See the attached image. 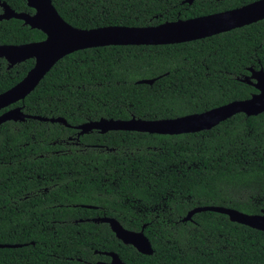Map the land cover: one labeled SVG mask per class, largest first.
I'll return each instance as SVG.
<instances>
[{"label":"trees","instance_id":"1","mask_svg":"<svg viewBox=\"0 0 264 264\" xmlns=\"http://www.w3.org/2000/svg\"><path fill=\"white\" fill-rule=\"evenodd\" d=\"M34 14L26 0H1ZM52 0L71 26L149 27L240 8L258 0ZM2 12L0 8V13ZM45 35L22 21L0 22V45L40 42ZM8 68L0 59V94L34 67ZM264 70V20L203 40L167 46H110L62 59L38 87L12 107L64 118L71 126L27 120L0 125V264H264V232L221 214V206L264 211V113L238 114L210 131L178 136L94 131L73 127L101 119H174L201 114L257 90L239 79ZM158 78V79H157ZM143 79H157L140 85ZM7 110L0 112V115ZM98 206L91 210L81 206ZM116 219L144 233L154 254L119 241Z\"/></svg>","mask_w":264,"mask_h":264},{"label":"water","instance_id":"2","mask_svg":"<svg viewBox=\"0 0 264 264\" xmlns=\"http://www.w3.org/2000/svg\"><path fill=\"white\" fill-rule=\"evenodd\" d=\"M34 14L16 12L7 3L0 0V22L12 19L22 21L25 26L38 30L45 39L24 45H0V59H4L8 68L34 60V67L26 77L10 90L0 94V112L24 100L38 87L47 74L65 57L79 51L110 46H167L183 44L228 33L264 20V0H259L246 6L198 18L167 22L158 26L126 27L107 26L90 30H82L68 24L58 13L52 0H26ZM184 3L192 4L193 0ZM250 76L239 79L242 83L254 87L257 94L250 99L234 101L224 106L201 114H192L174 119L144 120L135 117L130 120L101 119L73 127L78 135H88L97 131L101 135L109 132H135L150 135L178 136L210 131L221 123L245 114L255 117L264 113V70L251 68ZM158 79V78H157ZM157 79H143L140 85H153ZM37 120L45 123L71 126L64 118H45L30 116L24 113L22 107H15L0 115V125L7 122L24 123L27 120ZM92 209L91 206H81ZM213 212L227 216L231 222L241 224L264 232V211L250 215L235 209L221 206H204L191 210L183 222L192 221L196 214ZM89 221V220H87ZM79 223L85 221L79 220ZM95 224H108L116 238L126 246L134 247L140 254L152 256L154 250L143 226L139 232L124 228L113 218H97ZM23 245H1L0 249H17ZM111 258L109 263L125 264L114 252L103 253Z\"/></svg>","mask_w":264,"mask_h":264},{"label":"flooded vegetation","instance_id":"3","mask_svg":"<svg viewBox=\"0 0 264 264\" xmlns=\"http://www.w3.org/2000/svg\"><path fill=\"white\" fill-rule=\"evenodd\" d=\"M194 1V0H193ZM259 1V0H258ZM185 2V0L183 1V3ZM256 2V1H255ZM252 3H254V2H252ZM184 4H188V3H184ZM193 4V3H192ZM192 4H188V5H192ZM251 4V3H250ZM246 6V5H245ZM243 7V6H242ZM235 9H237V8H235ZM232 10H234V9H232ZM228 11H230V10H228ZM224 12H226V11H224ZM222 13V12H221ZM213 15V14H212ZM16 105V104H15ZM14 106V105H13ZM19 107H21V106H19ZM11 108H15V107H10V108H8V109H6V110H9V109H11ZM6 112V111H5ZM85 206H89V205H85ZM91 207H93L91 210H100L101 208H99L98 206H91ZM97 218H110V217H108V216H106L105 214H103V215H101V216H96V217H94V218H89V219H86V220H83V221H85V222H91V223H93L92 222V220L93 219H97ZM87 220H89V221H87ZM95 224V223H94ZM108 225V224H107ZM105 253H108V252H105ZM96 254H103V253H96ZM104 255V254H103ZM108 257V256H107ZM110 258V257H109ZM110 261H111V258H110ZM99 263V262H98ZM100 263H102V262H100Z\"/></svg>","mask_w":264,"mask_h":264}]
</instances>
